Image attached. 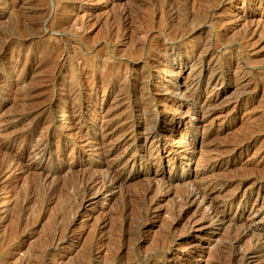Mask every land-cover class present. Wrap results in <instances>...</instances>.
I'll return each mask as SVG.
<instances>
[{"label":"rangeland","instance_id":"1","mask_svg":"<svg viewBox=\"0 0 264 264\" xmlns=\"http://www.w3.org/2000/svg\"><path fill=\"white\" fill-rule=\"evenodd\" d=\"M263 6L264 0H0V264H222L231 249L228 223L170 225L196 178L222 180L210 198L231 200V215L256 208L264 228ZM209 88L220 96L197 126L196 97ZM160 110L174 121L159 139L169 147L181 137L197 148L195 157L165 159L157 176L136 164L111 192H87L100 169L94 148L102 127L112 124L118 136ZM210 153L223 164L201 174ZM169 174L170 192L161 195ZM153 197L156 208L140 230ZM261 253L251 264H264Z\"/></svg>","mask_w":264,"mask_h":264},{"label":"bare ground","instance_id":"2","mask_svg":"<svg viewBox=\"0 0 264 264\" xmlns=\"http://www.w3.org/2000/svg\"><path fill=\"white\" fill-rule=\"evenodd\" d=\"M213 1V0H212ZM228 1V0H227ZM242 1V0H241ZM193 2V1H192ZM207 2V1H206ZM226 2V0H225ZM249 2V1H248ZM207 2L206 4H208ZM207 6V5H206ZM249 6V5H248ZM264 7V6H263ZM241 8V7H239ZM251 8V7H250ZM30 9V8H29ZM208 9V8H207ZM247 9V8H246ZM85 10V9H84ZM204 11V10H203ZM230 11V10H229ZM233 12V11H232ZM248 12V10H247ZM161 13V12H160ZM235 13V12H233ZM27 14V13H26ZM206 14V13H205ZM229 14H232L229 12ZM238 14V13H237ZM208 15V14H207ZM225 15V14H224ZM223 15V16H224ZM240 15V14H239ZM253 15V14H252ZM162 16V15H161ZM222 16V17H223ZM233 16V15H232ZM251 16V15H250ZM178 17V16H177ZM239 17V16H238ZM171 18V17H170ZM255 18V17H254ZM132 19V18H131ZM221 19V18H220ZM237 19V18H235ZM247 19V18H246ZM260 19V17H258ZM263 19V18H262ZM261 19V20H262ZM223 20V19H222ZM230 20V19H229ZM232 20V19H231ZM252 20V19H251ZM255 20V19H254ZM257 20V19H256ZM260 20V21H261ZM220 21V20H219ZM246 21V20H245ZM250 19L248 20V22ZM127 22V21H126ZM150 22V21H149ZM226 22V21H225ZM232 22V21H231ZM244 22V21H243ZM247 22V23H248ZM240 23V22H239ZM246 23V24H247ZM263 23V22H261ZM235 24V23H234ZM242 24V23H241ZM240 24V25H241ZM249 24V23H248ZM247 24V25H248ZM253 24V23H252ZM251 24V25H252ZM259 24V23H258ZM138 25V24H137ZM239 25V26H240ZM243 25V24H242ZM256 25V24H254ZM262 25V24H261ZM264 25V23H263ZM250 26V25H249ZM248 26V28H249ZM257 26V25H256ZM254 27V29L256 28ZM247 27V26H246ZM245 27V28H246ZM133 28V27H132ZM264 28V27H263ZM262 28V29H263ZM250 29V28H249ZM260 28V30H262ZM136 30V29H135ZM248 30V29H246ZM257 30V29H256ZM255 30V31H256ZM146 31V30H145ZM245 31V30H244ZM252 31V30H251ZM254 32V31H253ZM259 32V31H258ZM247 33V32H246ZM251 34V32L248 31ZM245 34V33H243ZM253 34V33H252ZM255 34V33H254ZM258 34V33H257ZM262 35V34H261ZM253 36V35H252ZM138 39V38H137ZM136 39V40H137ZM189 43V42H188ZM202 51V50H201ZM193 57V55H191ZM147 62V61H146ZM216 63V62H215ZM148 64V63H147ZM152 64V63H151ZM150 64V65H151ZM196 64V63H194ZM203 64V63H201ZM206 64V63H205ZM213 64V63H212ZM176 65V64H175ZM201 66V65H200ZM170 67V66H169ZM149 70V67H147ZM152 68V67H151ZM194 68V67H192ZM207 68V67H206ZM180 69V68H179ZM195 69V68H194ZM209 69V68H208ZM214 69V68H213ZM204 70L200 68L198 73H196L197 79L200 78L201 72ZM218 70V69H217ZM213 71V70H212ZM219 71V70H218ZM150 72V71H149ZM171 73V72H170ZM205 73V72H204ZM210 73V72H209ZM208 73V74H209ZM212 73V72H211ZM214 73V72H213ZM222 73V72H221ZM180 74V73H179ZM235 74V73H233ZM146 75V74H145ZM144 75V78H145ZM149 75V73H148ZM173 75V72H172ZM176 75V74H175ZM212 75V74H211ZM222 75V74H221ZM174 76V75H173ZM187 76V75H186ZM208 76V75H207ZM218 76V75H217ZM237 76V75H236ZM149 77V76H148ZM180 77V76H179ZM209 77V76H208ZM219 77V76H218ZM235 77V76H234ZM182 78V77H181ZM207 78V77H206ZM214 76H210L208 78V82L213 80ZM217 78V77H216ZM215 78V79H216ZM187 79V78H186ZM243 79V77H241ZM195 80V79H194ZM238 80V79H237ZM186 81V80H185ZM184 81V82H185ZM191 81V80H190ZM141 82V81H140ZM144 82V81H142ZM220 82V81H219ZM187 83V82H186ZM190 83V82H189ZM217 83V82H216ZM221 83V82H220ZM95 84V83H94ZM141 84V83H140ZM185 84V83H183ZM206 84V83H205ZM209 84V83H208ZM207 84V85H208ZM247 84V83H246ZM136 85V84H135ZM186 85V84H185ZM191 85V84H190ZM193 85V83H192ZM215 85V84H214ZM139 86V85H138ZM175 89H180L183 85L176 84L174 85ZM147 87V86H145ZM195 87V86H194ZM142 88V87H141ZM188 88V87H187ZM201 88V87H200ZM215 88V87H214ZM145 89V88H144ZM167 89V88H166ZM169 89V88H168ZM172 89V88H171ZM170 89V90H171ZM194 89V88H193ZM192 89V90H193ZM210 89V88H209ZM217 89V88H216ZM131 90V89H129ZM169 90V91H170ZM191 90V91H192ZM206 90V89H205ZM246 90V89H245ZM243 90V91H245ZM140 91V90H139ZM146 91V90H145ZM128 92V91H127ZM149 92V91H148ZM184 92V91H183ZM186 92V91H185ZM171 93V92H170ZM148 94V93H147ZM175 94V93H174ZM187 94H189L187 92ZM124 95V94H123ZM130 95V94H129ZM150 95V94H149ZM169 95V94H168ZM173 95V93H172ZM176 95V94H175ZM191 96V94H189ZM121 95H119L120 97ZM177 96V95H176ZM220 96V91L211 90L202 97L200 96L198 99L196 97V102L198 103V110L194 113V118L196 119V123L201 124L205 119V114L210 111L211 106L218 100ZM117 97V96H116ZM146 97V96H145ZM192 97V96H191ZM126 98H128L126 96ZM153 98V97H152ZM151 98V100H152ZM115 99V98H114ZM129 99V98H128ZM121 100V99H120ZM143 100V99H140ZM193 100V99H192ZM238 100V99H237ZM123 101V100H122ZM121 101V102H122ZM129 101V100H128ZM173 101V100H172ZM176 101V100H175ZM127 102V101H126ZM144 102V101H142ZM149 102V101H148ZM194 102V101H193ZM218 102V101H217ZM237 102V101H236ZM123 103V102H122ZM150 103V102H149ZM166 103V102H164ZM171 103V102H170ZM119 104V103H117ZM148 104V103H147ZM192 104V103H191ZM216 104V103H215ZM146 105V104H145ZM164 105V104H163ZM196 105V104H195ZM194 105V106H195ZM116 106V105H114ZM120 106V105H119ZM118 106V107H119ZM128 106V105H127ZM162 106V105H161ZM131 107V106H130ZM156 107V105H155ZM173 107V106H172ZM215 107V106H214ZM127 108V107H126ZM132 108V107H131ZM146 108V107H145ZM144 108V109H145ZM150 108V107H149ZM153 109V108H152ZM100 110V109H99ZM131 110V109H130ZM141 110V109H140ZM147 109H145L146 111ZM163 110V109H162ZM160 110L157 111V115L155 116L153 121H148L147 119L150 117H146L147 119H143L142 121H138L137 123H131L130 125H126L124 130L121 129L118 136L116 129L108 126L102 127L101 136L97 138L95 141V150L100 157V161L96 164V166L100 169L96 170L97 173L93 174L92 177L86 182L85 190L87 192H92L94 195H102L104 196L106 193L111 192L114 188L117 187L126 177V172L128 169L132 168L134 165L139 164L141 167L146 168L147 173H153L154 176H157L163 167V160H181V159H189L192 160L197 154V148L195 146H191L189 149V144L182 140L180 137L176 140V143L170 144L168 147L166 142L159 139L161 132L165 130L171 131V127L173 126V117H167L165 113ZM176 108H172L173 113L176 111ZM128 111V110H127ZM98 111H96L97 114ZM107 112V111H106ZM104 111V113L106 114ZM131 112V111H130ZM155 112V111H154ZM152 111V113H154ZM187 112V111H186ZM185 112V113H186ZM147 113V112H146ZM178 113V112H177ZM183 113V112H182ZM188 114V113H187ZM190 114V113H189ZM104 115V114H102ZM113 115V114H112ZM117 115V114H116ZM145 115V113L143 114ZM178 115V114H177ZM208 115V114H207ZM153 116V115H152ZM114 117V116H113ZM145 117V116H144ZM107 118V117H106ZM110 118V117H109ZM131 118V117H130ZM67 119V118H66ZM73 119V118H72ZM103 119V117H102ZM101 119V120H102ZM105 119V117H104ZM112 119V117L110 118ZM121 119V118H120ZM151 119V118H149ZM97 120V119H96ZM100 120V119H99ZM106 120V119H105ZM108 120V119H107ZM128 120V119H127ZM65 121V120H64ZM69 121V120H68ZM126 121V120H124ZM122 121V122H124ZM137 121V120H136ZM177 121V120H176ZM185 121V119H184ZM105 122V121H104ZM103 122V123H104ZM108 122V121H107ZM132 122V121H131ZM106 123V122H105ZM104 123V124H105ZM120 123V122H119ZM128 123V122H127ZM73 124V123H72ZM76 124V123H75ZM74 124V125H75ZM101 124V121H100ZM103 124V125H104ZM118 124V123H117ZM122 124V123H121ZM73 126V125H72ZM81 126V125H80ZM100 126V125H99ZM115 126V125H114ZM124 126V124H123ZM76 127V126H75ZM79 127V126H78ZM77 127V131L78 128ZM73 128V127H72ZM100 128V127H99ZM205 128V127H204ZM71 130V129H70ZM120 130V127H119ZM261 130V129H260ZM68 131V130H67ZM76 131V130H75ZM74 131V132H75ZM73 132V131H72ZM94 132V131H93ZM209 132V133H208ZM69 133V132H68ZM76 133V132H75ZM74 133V134H75ZM116 133V135H115ZM73 134V133H71ZM79 134V133H78ZM77 134V135H78ZM97 134V133H96ZM67 135V134H66ZM76 135V134H75ZM115 135V137H114ZM164 135V134H163ZM170 135V134H169ZM182 135V134H181ZM210 135V130H204L202 134V140ZM79 136V135H78ZM77 136V138H78ZM167 136V135H166ZM81 137V136H80ZM79 137V140H80ZM85 137V136H84ZM83 137V138H84ZM94 137V136H93ZM162 138V137H161ZM166 138V137H165ZM87 139V138H86ZM85 139V140H86ZM167 139H170L169 137ZM166 139V140H167ZM78 140V139H77ZM94 140V139H93ZM173 139H170L169 142H173ZM175 140V139H174ZM264 140V139H263ZM83 141V140H82ZM90 140H88L89 142ZM79 142V141H78ZM87 141H84V143ZM168 142V144H169ZM83 143V142H82ZM202 143V141H201ZM205 143V142H204ZM9 144V143H8ZM80 144V143H79ZM92 145V144H91ZM202 145V144H201ZM88 146V144H87ZM242 146V145H241ZM86 147V146H85ZM91 147V146H90ZM202 147V146H201ZM223 147V146H222ZM82 148V147H81ZM88 148V147H87ZM92 148V147H91ZM228 148V147H227ZM230 147V151H232ZM86 149V148H85ZM218 149V148H217ZM222 149V148H221ZM93 150V149H92ZM226 150V148L224 149ZM263 150V149H262ZM82 151V150H81ZM84 151V150H83ZM90 151V150H89ZM165 151L166 154H165ZM95 152V151H94ZM94 152H91L94 154ZM95 152V153H96ZM202 152V151H201ZM216 152V151H215ZM220 152V151H219ZM223 152V151H221ZM227 152V151H226ZM225 152V153H226ZM229 152V151H228ZM264 152V151H263ZM223 153V154H225ZM222 154V155H223ZM263 155V154H262ZM229 156V155H228ZM264 158V157H263ZM200 159V158H199ZM263 160V159H262ZM223 164V157L218 153H210L205 157L204 165H202V169L200 170L201 174H205L209 171H212ZM92 165V164H91ZM90 165V166H91ZM156 167V169H155ZM91 168V167H90ZM93 169V168H92ZM155 169V170H154ZM264 170V169H263ZM131 172V171H130ZM11 174V173H10ZM213 174V173H211ZM206 175V174H205ZM208 175V174H207ZM7 176V175H6ZM129 176V175H128ZM197 176V174H196ZM88 178V177H87ZM203 180V176H201ZM174 179V177L169 174L168 178L162 182L161 185L158 186L159 193L162 195L164 193L170 192V182ZM197 179V178H196ZM194 180L191 183V186L186 188L180 197L179 210L176 212L177 214L174 216L173 221H170V225H173L181 220H185L186 225L189 229L200 228L201 225L204 227V224L212 226L216 224L228 223L231 226L230 234V252L226 255V258L222 260V264H251V259L263 251L264 249V228L260 223V217H258V210L254 207H250V211L246 213L245 209L241 208L239 210L238 215H231L229 208L226 207L231 203V200L226 201L224 203H218L217 201H213L210 198V195L215 189L219 188L218 186L223 183L218 179L206 180V181H197ZM207 179V178H204ZM51 180V179H50ZM183 180V179H182ZM84 181V180H83ZM86 181V180H85ZM151 184V183H149ZM49 185V184H48ZM154 187V186H153ZM152 185L148 186L143 192V200L144 198H148V194L152 191ZM83 190V189H82ZM220 190V188H219ZM218 190V191H219ZM182 193V192H181ZM87 194V193H86ZM86 197V196H85ZM159 197H153L152 199L146 202L145 207L143 209L144 214V222L140 223V230L147 228L148 226V217H151L154 213V204L157 203ZM225 201V200H224ZM239 204V203H238ZM237 204V205H238ZM241 205V203H240ZM233 206V205H232ZM252 206V205H251ZM238 207V206H237ZM240 207V206H239ZM248 209V208H246ZM237 210V208H236ZM260 210V209H259ZM155 215V214H154ZM88 218V217H87ZM140 219V218H139ZM87 223V222H86ZM104 223L102 221L100 224ZM206 225V226H207ZM90 226V225H89ZM86 227V226H85ZM101 227V226H100ZM174 227V226H173ZM186 227V228H187ZM98 228V227H97ZM133 228V227H132ZM181 228V227H180ZM209 228V227H208ZM230 228V227H229ZM182 229V228H181ZM217 229V227H216ZM138 230V229H137ZM185 230V228H184ZM187 230V229H186ZM84 231V230H83ZM182 231V230H181ZM227 231V232H228ZM81 232V231H80ZM118 232V231H117ZM137 232V231H136ZM142 232V231H141ZM207 232V231H206ZM89 233V232H87ZM138 233V232H137ZM75 235V234H74ZM251 235V236H250ZM73 236V235H72ZM80 236V235H79ZM84 236V235H83ZM133 236V235H132ZM251 237L249 245L242 250L241 248H237V245L243 241L246 237ZM72 239V238H71ZM55 240V239H54ZM64 240V239H63ZM249 241V240H248ZM84 242V241H83ZM194 245V244H193ZM201 245V243H200ZM197 246V244H196ZM195 246V247H196ZM239 247V246H238ZM262 254V253H261ZM258 260V259H257Z\"/></svg>","mask_w":264,"mask_h":264}]
</instances>
